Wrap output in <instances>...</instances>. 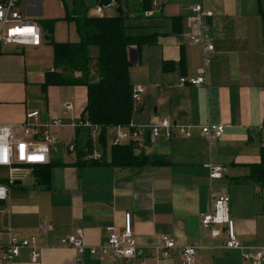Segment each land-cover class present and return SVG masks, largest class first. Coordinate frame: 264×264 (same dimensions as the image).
Segmentation results:
<instances>
[{"label":"crops","instance_id":"0c3cea01","mask_svg":"<svg viewBox=\"0 0 264 264\" xmlns=\"http://www.w3.org/2000/svg\"><path fill=\"white\" fill-rule=\"evenodd\" d=\"M83 1L92 5L90 14L95 15L94 0ZM73 2L22 0L18 10L24 19L37 24L41 19L60 18L54 25L55 40L77 42L76 23L62 19L66 7L72 11ZM197 2L154 0L150 14L146 11L139 19L131 0L123 7L132 16L135 31L157 34L155 44L129 49L131 82L144 88L141 100L134 102L133 123L149 126L168 117L173 123L193 126L190 138L160 139L150 148L148 153L168 162L163 166L111 165V148L101 163L84 157V162L79 161L67 146L83 136H78L77 128L69 137L65 131L81 117L87 88L49 86L45 99L41 84L45 72L53 69V46L43 36L38 46L0 44V123L19 126L26 112L38 110L40 122L61 117L67 125L54 131L60 141L51 152L50 162L55 165L49 185H38L34 174L31 185L12 186L8 199L0 201V245H6L12 235L35 237L40 252L34 262L24 248L14 264H182L180 248L188 245L197 246L195 264H253L240 250L224 247L223 229L219 236L211 237L201 225L200 215L210 210L213 193L227 194L240 241L245 246L264 247V188L239 182L249 174L250 165L259 162L264 146V0L204 2L214 11L209 19L214 52L205 68L202 49L185 38L190 31L188 16ZM116 8L117 4L104 8L103 15H117ZM176 16L182 19L179 33L174 32L171 20ZM198 75L206 78L204 85L180 83L182 76ZM65 104L72 107L67 109ZM208 123L226 125L221 139L202 135L201 129ZM99 131L91 137L93 147V140L100 141ZM17 133L21 135L20 127ZM115 134L116 128L109 129L108 138ZM98 150L103 154L102 146ZM209 163L223 167L221 179L209 178ZM126 212L132 215L136 258L91 254L88 247L106 244L110 227L123 229ZM44 222L51 224L47 234L41 231ZM77 229L84 233V253L61 244L63 237ZM162 235L176 241L168 258L161 256Z\"/></svg>","mask_w":264,"mask_h":264},{"label":"built area","instance_id":"2783aa9c","mask_svg":"<svg viewBox=\"0 0 264 264\" xmlns=\"http://www.w3.org/2000/svg\"><path fill=\"white\" fill-rule=\"evenodd\" d=\"M22 0H0V44H20L38 46L42 42L43 31L39 24L26 20L18 10ZM209 0H198L191 8L188 16L190 31L185 34L186 41L203 51L204 68L211 62L210 55L214 52V44L210 35L209 19L214 16V11L204 5ZM116 4L111 1L104 6H97L95 15L103 16V9ZM146 14H150L149 11ZM180 83L183 85L200 86L206 83L204 76H182ZM144 93L142 86L133 88L134 102L140 101ZM67 109L71 104H65ZM61 118H50L46 122H40V112L38 110L28 111L25 114L24 122L17 126L13 123H0V170L5 175L0 176V201H6L9 197L10 189L15 185V181L23 180L28 175L30 169L47 165L51 161V152L59 141L54 133L55 129L66 127ZM69 126L73 128L91 129L93 133L100 130L98 126H92L82 117L77 118ZM17 127L21 128V135L17 133ZM192 125L173 123L168 117H162L158 122L149 126L137 125L130 122L127 127H116V134L110 140L107 148L113 146L133 144L138 152L148 153L150 148L160 139L170 140L175 136L190 138L192 136ZM226 125L223 123H208L201 129L202 135L211 139H221L224 135ZM98 133V132H96ZM94 139V138H93ZM94 143V140H93ZM69 153L78 155L77 142L68 144ZM85 159L90 161H100L103 154L96 148L88 151ZM209 178L211 180L223 177V167L213 163L208 164ZM201 225L207 229L210 236L215 238L225 231L224 247L228 249H238L242 252L244 259L251 260L253 264H261L264 260V247L245 246L237 235L236 224L230 215V197L224 193L211 195V208L200 215ZM51 229L49 222L41 225L43 234H47ZM83 230L77 229L61 239V244L73 247L79 253H84L86 245L83 239ZM176 247V241L170 235H162L160 241L161 256L168 258L171 250ZM30 251L32 261H38L40 252L37 246V239L19 238L12 235L6 245H0V261L4 264H14L22 249ZM91 254L102 256L112 255L123 259H135L138 253L137 243L133 237L132 215L130 212L124 214V226L120 230L118 227H110L106 244L102 246L88 247ZM182 264H195L197 246L188 245L180 248ZM145 264V263H141ZM150 264H157L152 262Z\"/></svg>","mask_w":264,"mask_h":264},{"label":"trees","instance_id":"16d2710c","mask_svg":"<svg viewBox=\"0 0 264 264\" xmlns=\"http://www.w3.org/2000/svg\"><path fill=\"white\" fill-rule=\"evenodd\" d=\"M111 1L117 4V15L96 16L90 14L91 6L83 0H74L72 11L66 7V15L62 18L74 21L77 25L79 41L57 42L54 38V25L60 18L41 19L39 24L44 30V39L54 48V65L44 74L41 89L47 99L49 86H85L87 88V102L81 117L92 126L100 128V145L103 159L107 156V137L109 129L127 127L133 119L134 99L133 84L130 70L132 62L129 49L137 46L140 50L144 45L157 42L156 33H139L132 25V16L125 14L122 0H94V6H104ZM154 0H138L133 11L136 19L144 18L146 11L153 7ZM142 14V15H141ZM174 32H181L182 19L180 16L171 18ZM135 31V32H134ZM96 46L98 54H90V47ZM95 60L99 74L97 81L91 80V63ZM264 126V119H263ZM91 129L77 128V134L82 135L77 142L78 159L91 151ZM90 161L91 163H101ZM111 165L122 168L143 169L151 166H163L168 162L163 156L143 151L138 152L133 144L113 146L110 149ZM55 163L41 165L34 168L38 185L48 186L51 168ZM239 182H251L264 188V146L260 149V160L250 165V172L240 177ZM4 182V181H0ZM15 186V185H13Z\"/></svg>","mask_w":264,"mask_h":264},{"label":"rangeland","instance_id":"374dc122","mask_svg":"<svg viewBox=\"0 0 264 264\" xmlns=\"http://www.w3.org/2000/svg\"><path fill=\"white\" fill-rule=\"evenodd\" d=\"M66 1L68 3H71V0H66ZM86 2L88 3V0ZM131 2L133 3V4L131 3L132 7L134 8V6H135V4H137L138 0H131ZM89 3H91V0L89 1ZM126 4H127L126 0H122V7H125ZM117 9H118V7L115 9V11H117ZM90 54L93 55V56L98 54V49H97L96 46H91L90 47ZM91 70H92L91 80L92 81H97L98 77H99V74H98L95 62L91 63ZM58 118H61V117H58ZM63 122L65 123V121H63ZM67 127L68 128H66L67 130L65 131V134H66V137H69V136H71L69 133H71L70 131H72L73 127H70V126H67ZM92 136H95V133H91L90 137H92ZM109 141H110V138L107 137V142H109ZM94 147L96 149H100L101 148L99 139L94 140ZM109 155H110V150H108V156ZM3 175H5L4 171L0 170V176H3Z\"/></svg>","mask_w":264,"mask_h":264},{"label":"water","instance_id":"95a60500","mask_svg":"<svg viewBox=\"0 0 264 264\" xmlns=\"http://www.w3.org/2000/svg\"><path fill=\"white\" fill-rule=\"evenodd\" d=\"M33 176H34V172L33 170L30 171L26 177V179L24 181L22 180H17L15 181V185H31L32 184V180H33ZM29 180V181H28Z\"/></svg>","mask_w":264,"mask_h":264}]
</instances>
